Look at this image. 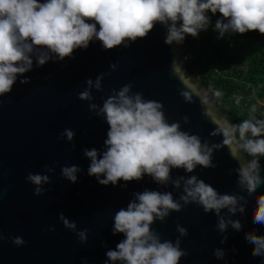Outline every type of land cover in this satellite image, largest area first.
Listing matches in <instances>:
<instances>
[{"label":"clouds","instance_id":"9594fccd","mask_svg":"<svg viewBox=\"0 0 264 264\" xmlns=\"http://www.w3.org/2000/svg\"><path fill=\"white\" fill-rule=\"evenodd\" d=\"M219 13L214 30L217 38L226 33L246 34L257 31L264 35V0H0V96L12 91L18 76L21 84L30 82L23 74L32 70L33 54L37 67L49 60L63 61L73 58L76 49H87L91 41L98 40L104 50L117 46L125 48L137 38H146L158 22L166 28L164 43L182 45L186 36L198 37L212 22V16ZM211 14V15H210ZM98 26V27H97ZM54 54V55H50ZM112 70L117 64L110 65ZM98 75L93 81L87 78L85 87L78 93L80 100L89 101V110L102 116L108 127L104 150L84 149L89 158V176L107 186H117L118 181H139L148 175L159 186L169 183L181 194L174 198L170 191H156L145 188L134 192L126 208H120L113 216L112 234L122 233L115 249L105 255V264H179L188 252L181 248V238L188 230L176 224L178 235L175 240L161 239V235L150 226L156 221L163 223L172 212H180L189 204L199 205L205 214L217 217L216 230L223 233L231 226L242 229L238 219H231L236 213L243 214L248 197L254 196L255 206L251 211L254 225L264 227V187L261 158H264V119L249 118L238 124L226 120H211L216 125L212 136L223 137L220 143L211 146L197 134L181 129L180 121L169 123L164 114V105L157 100H146L141 92H133L131 82L112 89L102 105L92 103V90L103 91L102 79ZM186 90L180 96L187 103L197 97L205 106V115H210L209 99L187 81L181 80ZM219 97V90L214 92ZM237 102H239L237 100ZM2 103V101H0ZM256 111L255 107L252 109ZM189 123V117L181 118ZM60 137L73 141L75 132L65 128ZM227 147L229 155L237 163L236 187L238 191L220 193L211 184L197 175L172 178V169H183L193 173L201 168H215L214 150ZM74 148V144H73ZM45 166V173L54 172ZM76 165L62 166L61 176L72 183L77 182ZM103 176V178H101ZM25 180L34 185L33 194L43 195L44 185L51 183L47 174L29 172ZM127 187V183L119 185ZM226 214H222L223 210ZM64 227L76 233L81 243L87 241V229L77 231L75 221L63 213L58 215ZM55 228L50 227L49 231ZM245 240L252 245L251 256L261 258L264 264V234L246 232ZM5 237L0 233V241ZM17 246L25 243L21 236L8 237ZM227 237H223L224 243ZM235 251V249H233ZM213 255L224 258L223 249L216 248ZM83 264H87L85 260Z\"/></svg>","mask_w":264,"mask_h":264},{"label":"water","instance_id":"95a60500","mask_svg":"<svg viewBox=\"0 0 264 264\" xmlns=\"http://www.w3.org/2000/svg\"><path fill=\"white\" fill-rule=\"evenodd\" d=\"M165 36L166 28L157 22L146 38H137L127 48L117 46L106 51L94 39L87 49L74 50L73 58L49 60L41 67L36 66L34 53L32 70L23 74L30 77V82L21 84L23 77L18 76L12 91L0 96V233L5 237L0 241V264H83L85 260L87 264H105V253L124 238L122 233L112 234L113 216L127 207L134 192L147 188L170 191L174 198L181 194L171 183L159 186L148 175L139 181L104 186L87 174L90 160L83 150L103 151L109 127L102 116L89 110V101L78 98L87 78L95 81L98 75L106 74L103 91L92 90V103L102 105V98H107L112 89L119 90L131 82L133 92H141L146 100L164 105L169 123L180 121L182 130L199 135L210 146L222 141V136L210 135L216 128L211 120L228 121V108L219 104L203 83L189 40L185 39L182 45H166ZM113 63L117 64L115 70L110 68ZM181 80L206 93L208 117L195 95L193 103L180 96V91L186 90ZM185 115L189 123L181 119ZM65 128L75 132L73 141L60 137ZM213 163L215 168L198 166L193 173L172 169L170 175L174 179L194 174L220 193L238 191L234 172L237 163L227 147L214 150ZM71 165L81 169L76 183L61 176V167ZM45 166L55 171L45 173ZM29 172L50 177L51 183L44 185L47 191L43 195L33 194L35 186L25 180ZM124 183L127 187L119 186ZM258 191L264 192V187ZM254 206V196H249L245 213L230 217L241 221L240 231L229 226L226 232H219L215 228L217 217L205 214L195 203L150 227L160 233L162 240H175L177 223L188 230V235L181 238V248L188 255L179 264H262L261 258L251 256L252 245L244 238L246 232L264 234V227L252 223ZM226 212L225 209L222 214ZM60 213L76 222L77 231L88 230L86 242L81 243L75 232L64 227L58 218ZM53 226L55 230L49 231ZM10 236H21L25 243L17 246L8 239ZM225 236L227 239L221 243ZM216 248L223 249V259L213 255Z\"/></svg>","mask_w":264,"mask_h":264},{"label":"trees","instance_id":"16d2710c","mask_svg":"<svg viewBox=\"0 0 264 264\" xmlns=\"http://www.w3.org/2000/svg\"><path fill=\"white\" fill-rule=\"evenodd\" d=\"M219 15L212 16L208 29L198 37L186 36L192 59L210 94L214 95L216 90L222 93L216 96L217 102L228 108L230 123L264 119V35L257 31L226 33L218 39L214 24ZM261 165L264 174V158Z\"/></svg>","mask_w":264,"mask_h":264}]
</instances>
